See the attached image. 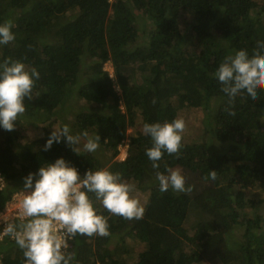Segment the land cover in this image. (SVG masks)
<instances>
[{
    "label": "trees",
    "instance_id": "16d2710c",
    "mask_svg": "<svg viewBox=\"0 0 264 264\" xmlns=\"http://www.w3.org/2000/svg\"><path fill=\"white\" fill-rule=\"evenodd\" d=\"M5 20L13 22L16 38L0 45V63L19 59L40 78L15 129L0 127L6 182L0 208L25 191L24 177L57 158L81 176L108 167L150 192L144 216H112L94 200L109 217L111 236H78L68 249L76 252L73 264H127L129 240L141 245L135 264H264V200L246 201L240 192L244 185L264 188V91L256 101L238 96L236 115L229 116L214 77L233 50L251 55L264 41V0H0V23ZM75 94L84 103L72 112V133L98 134L99 147L110 152L104 162L96 152L77 154L63 140L44 150ZM185 108L204 109L207 138L190 144L182 138L181 156L165 153L160 171L180 168L194 188L162 193L145 154L150 137L128 131L137 118L141 127L162 123ZM26 124L41 126L43 136L19 143L17 127ZM123 144L128 153L120 161ZM212 170L217 179L205 181ZM0 256L2 264L24 261L15 242L0 244Z\"/></svg>",
    "mask_w": 264,
    "mask_h": 264
},
{
    "label": "clouds",
    "instance_id": "9594fccd",
    "mask_svg": "<svg viewBox=\"0 0 264 264\" xmlns=\"http://www.w3.org/2000/svg\"><path fill=\"white\" fill-rule=\"evenodd\" d=\"M13 27L11 20L0 23V45L15 41ZM214 77L228 98L224 111L234 117V101L238 96L256 101L259 92L264 91V41L257 42L251 55L246 49L233 50L216 68ZM39 78L35 67L29 70L19 59L7 58L0 63V127L4 130L15 129V122L26 111L25 98L33 99V88ZM152 103H156L155 97ZM185 128V120L179 117L162 123L146 122L142 126L143 135L150 137L152 145L145 154L162 193L169 189L185 194L193 191L194 185L186 184L180 168L165 165V171H160L165 153L181 156ZM62 140L77 154L81 150L95 153L100 146L98 134H89L87 130L73 134L65 124L54 128L44 150H50L54 142ZM119 152L118 157L123 161L120 148ZM23 179L25 191L19 195L15 219L10 222L0 218L5 225L4 234L22 251L23 264H73L76 252L68 251L70 240L78 236H111L109 217L99 214L94 200L110 215L128 221L142 219L145 213L137 183L125 180L122 173L112 172L108 167L91 168L81 176L69 162L57 158ZM203 179L215 181L217 172L209 171Z\"/></svg>",
    "mask_w": 264,
    "mask_h": 264
},
{
    "label": "rangeland",
    "instance_id": "374dc122",
    "mask_svg": "<svg viewBox=\"0 0 264 264\" xmlns=\"http://www.w3.org/2000/svg\"><path fill=\"white\" fill-rule=\"evenodd\" d=\"M143 27V26H140ZM88 63V60L86 61ZM105 71H108L111 75V77L114 76V70L112 67L111 63H107L104 67ZM116 90L118 93H121L119 88L116 86ZM84 103V100H82L80 97H78L76 94L67 102L65 105V108L62 109L63 112H61V118L58 119V122L55 124V128L62 127L63 125L67 124L71 129H72V112H75L78 110L80 106ZM212 106V107H211ZM210 108L214 109L215 105L213 104ZM65 110V111H64ZM179 118H183L186 123V128L183 133V142L186 144L193 143L195 141H202L203 138H207V133H206V116H205V111L203 108L195 109V108H185L181 109L178 114ZM17 127V138L19 143H26L28 141H33L34 139L40 138L43 136V130L41 126H33L32 124L28 125H18ZM142 131L141 127V120L140 118H137V126L136 128H131L128 132L130 135L135 134L136 132ZM205 143H208L205 141ZM121 149H128L127 144H123L120 146ZM81 152H84L81 150ZM109 151H107L103 147H99L98 150L96 151V155L100 158L103 159V162L105 160L104 156L109 155ZM120 160V158H117ZM184 175V174H183ZM185 176V175H184ZM186 178V184H191L193 183L190 181V176H185ZM239 186V190H240ZM242 190H240L241 194L244 195V199L247 201L249 199L255 200L256 202L260 200H264V188L262 189H255L254 187L250 185H244V187H241ZM150 192H140L138 191V197L141 201V203L144 205L146 208V205L148 203ZM264 202V201H263ZM261 212H264V206H262ZM117 240H114L113 243H116ZM130 247L128 255H126V262L127 264H135L137 261V254L139 253V250L141 249V245L139 243H136L133 240L128 241Z\"/></svg>",
    "mask_w": 264,
    "mask_h": 264
},
{
    "label": "built area",
    "instance_id": "2783aa9c",
    "mask_svg": "<svg viewBox=\"0 0 264 264\" xmlns=\"http://www.w3.org/2000/svg\"><path fill=\"white\" fill-rule=\"evenodd\" d=\"M121 159L124 160L127 157V150L121 149ZM78 170V169H77ZM79 172V170H78ZM6 188V182L4 179V176L0 172V195L3 193L4 189ZM24 191L16 192L14 193L11 198L6 202V204L0 208V218L6 219L8 221H13L15 219V214L17 211V205L19 200V195L23 193ZM4 223L0 221V244L5 241H14L10 237L4 234ZM73 240L69 241V245L71 246ZM0 264H1V258H0Z\"/></svg>",
    "mask_w": 264,
    "mask_h": 264
}]
</instances>
